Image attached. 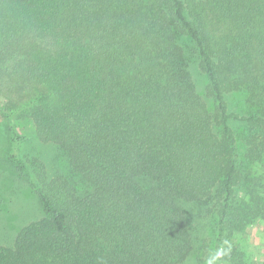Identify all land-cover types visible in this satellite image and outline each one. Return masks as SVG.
<instances>
[{
	"label": "trees",
	"instance_id": "trees-1",
	"mask_svg": "<svg viewBox=\"0 0 264 264\" xmlns=\"http://www.w3.org/2000/svg\"><path fill=\"white\" fill-rule=\"evenodd\" d=\"M0 115L43 211L0 264H264V0H0Z\"/></svg>",
	"mask_w": 264,
	"mask_h": 264
},
{
	"label": "rangeland",
	"instance_id": "rangeland-1",
	"mask_svg": "<svg viewBox=\"0 0 264 264\" xmlns=\"http://www.w3.org/2000/svg\"><path fill=\"white\" fill-rule=\"evenodd\" d=\"M200 94L204 95L206 79L199 71L194 72ZM10 123L0 115V246L12 245L18 231L43 217L41 204L31 185L15 166L8 160L11 147ZM18 133L24 138L20 145V155L23 158H38L45 163L48 173L55 169H64L65 160L58 149L42 145L36 137L35 129L29 120L15 122ZM64 162V166H63ZM261 173L263 170H258ZM196 216H205L198 212ZM198 228L196 247L204 245V241L216 235L215 222L211 216L204 217ZM202 234V235H201ZM203 238V239H202ZM202 239V240H201ZM245 249L249 259L264 262V221L256 222L246 230L243 236ZM201 240V242H200ZM200 250L193 253L184 264H197Z\"/></svg>",
	"mask_w": 264,
	"mask_h": 264
}]
</instances>
